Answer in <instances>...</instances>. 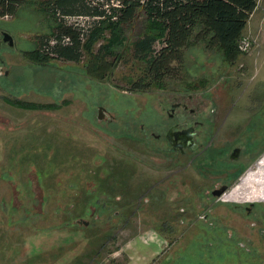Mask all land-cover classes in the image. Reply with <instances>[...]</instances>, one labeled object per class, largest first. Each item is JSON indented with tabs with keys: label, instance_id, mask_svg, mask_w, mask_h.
Here are the masks:
<instances>
[{
	"label": "rangeland",
	"instance_id": "1",
	"mask_svg": "<svg viewBox=\"0 0 264 264\" xmlns=\"http://www.w3.org/2000/svg\"><path fill=\"white\" fill-rule=\"evenodd\" d=\"M23 1L16 15L0 17V29L17 41L0 49V264L171 263L191 235L173 230L183 202L172 188L145 192L159 177L160 156L144 146L140 125L156 132L167 118L158 107L162 95L180 88L206 99L211 116L228 111L239 129L257 120L264 134V48L243 33L231 62L193 45L177 79L133 91L144 65L129 57V45L144 29L142 14L118 52L98 54L109 45L105 29L85 42L78 62L39 63L26 52L36 50L35 37L50 31L52 19L45 0ZM243 37L251 41L248 52L238 49ZM99 106L111 119L98 121Z\"/></svg>",
	"mask_w": 264,
	"mask_h": 264
},
{
	"label": "flooded vegetation",
	"instance_id": "2",
	"mask_svg": "<svg viewBox=\"0 0 264 264\" xmlns=\"http://www.w3.org/2000/svg\"><path fill=\"white\" fill-rule=\"evenodd\" d=\"M4 32L0 29V49L17 47L11 35V45L3 40ZM171 90L159 102L167 118L157 123L156 132L140 125L144 146L160 156L155 170L159 177L145 192L172 188L177 204L183 202L175 211L173 230L184 228L178 237L191 235L167 264H264V199L229 197L257 169L264 134L259 136L251 121L239 129L227 121L228 111L211 116L213 109L205 110L208 102L201 95ZM164 195L158 196L167 202Z\"/></svg>",
	"mask_w": 264,
	"mask_h": 264
},
{
	"label": "trees",
	"instance_id": "3",
	"mask_svg": "<svg viewBox=\"0 0 264 264\" xmlns=\"http://www.w3.org/2000/svg\"><path fill=\"white\" fill-rule=\"evenodd\" d=\"M23 0H0V17L17 14ZM256 0H45L42 5L52 19L48 33L35 37L36 50L28 58L37 57L39 63L50 57L78 62L86 43L101 32H110L109 45H102L98 54L121 48L128 31L142 14L144 29L129 45V57L143 63L141 76L131 84V90L141 91L162 85L166 78L177 79L182 72L186 50L201 45L204 51L223 52L231 62L235 56V42L244 32ZM68 16L90 19L86 25L66 20ZM86 42V43H85ZM159 43L158 49L154 44ZM97 54V55H98ZM117 54V53H116ZM118 56V55H117ZM101 57L103 60H105ZM233 59V60H232ZM34 60V59H33ZM37 61H33L36 63ZM105 65V62H103ZM107 64V63H106ZM110 67L114 62L109 64ZM101 76L99 68L90 69ZM102 70V69H101ZM101 73V75H99ZM26 108L38 105L23 102ZM40 106V105H39Z\"/></svg>",
	"mask_w": 264,
	"mask_h": 264
},
{
	"label": "bare ground",
	"instance_id": "4",
	"mask_svg": "<svg viewBox=\"0 0 264 264\" xmlns=\"http://www.w3.org/2000/svg\"><path fill=\"white\" fill-rule=\"evenodd\" d=\"M256 167L255 171L248 174L250 179L243 181L241 186L233 188L229 194L230 198L242 196L245 199H264V156Z\"/></svg>",
	"mask_w": 264,
	"mask_h": 264
},
{
	"label": "crops",
	"instance_id": "5",
	"mask_svg": "<svg viewBox=\"0 0 264 264\" xmlns=\"http://www.w3.org/2000/svg\"><path fill=\"white\" fill-rule=\"evenodd\" d=\"M263 10H264V0H260L259 5L253 10L252 13H250L251 15L247 20L246 26H244L245 29L243 32V33H247L248 36L251 37V39L255 40L256 44L259 46V48H261V50L264 48V25L261 23V18H262L261 12H263ZM258 53H259L258 55H261L260 52ZM249 121H251L255 125L254 128L257 129L256 130L257 134L261 136L263 133L260 132V129H262V127L261 125L259 126V122L253 119H250ZM255 121L258 123H256Z\"/></svg>",
	"mask_w": 264,
	"mask_h": 264
},
{
	"label": "built area",
	"instance_id": "6",
	"mask_svg": "<svg viewBox=\"0 0 264 264\" xmlns=\"http://www.w3.org/2000/svg\"><path fill=\"white\" fill-rule=\"evenodd\" d=\"M256 6L255 8L259 5L260 0H256ZM262 13V18H261V23L264 25V10ZM251 47V41L247 37H243L239 39L238 41V49L242 52H248Z\"/></svg>",
	"mask_w": 264,
	"mask_h": 264
},
{
	"label": "water",
	"instance_id": "7",
	"mask_svg": "<svg viewBox=\"0 0 264 264\" xmlns=\"http://www.w3.org/2000/svg\"><path fill=\"white\" fill-rule=\"evenodd\" d=\"M3 40L4 41H6V40H8L9 42V45H11L12 44V42H11V36L9 35V34H7L6 32H4L3 33ZM97 112H98V115H97V119H98V121L100 120V119H102V117L104 116V109H103V107H98V110H97Z\"/></svg>",
	"mask_w": 264,
	"mask_h": 264
}]
</instances>
